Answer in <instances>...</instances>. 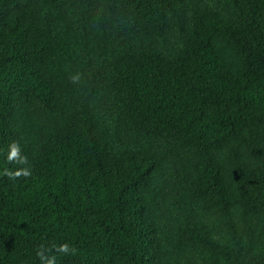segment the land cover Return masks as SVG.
<instances>
[{
  "label": "trees",
  "instance_id": "1",
  "mask_svg": "<svg viewBox=\"0 0 264 264\" xmlns=\"http://www.w3.org/2000/svg\"><path fill=\"white\" fill-rule=\"evenodd\" d=\"M0 264H264V0H0Z\"/></svg>",
  "mask_w": 264,
  "mask_h": 264
}]
</instances>
